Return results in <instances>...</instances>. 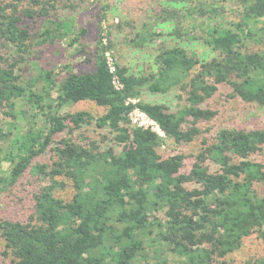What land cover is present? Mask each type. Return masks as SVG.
<instances>
[{
    "label": "trees",
    "instance_id": "obj_1",
    "mask_svg": "<svg viewBox=\"0 0 264 264\" xmlns=\"http://www.w3.org/2000/svg\"><path fill=\"white\" fill-rule=\"evenodd\" d=\"M59 1L0 0V192L17 183L53 136L72 134L84 124L109 130L122 151L61 139L51 162L31 167L50 185L35 194L28 220L0 221L2 257L10 264H170V256L180 264H227L226 257L248 236L258 233L264 240V194L257 187L264 186V129H222L210 141L203 139L187 167L182 154H159L167 141L184 145L199 137V124L216 115L203 104L219 85L230 87V98L264 107V0H181L185 15L167 10L176 23L172 35L188 37L190 29H201L203 44L217 52L210 60L162 45L150 74L134 76L116 63L111 72L106 53L112 45L99 38L91 71L75 73L69 65L56 71L34 62L35 74L21 79L18 59L29 53L32 41L73 47L86 35L69 20L51 16ZM165 13L161 10L156 20L167 18ZM36 20H42L34 26L40 30L32 34L25 22ZM161 36L143 23L128 43L142 49ZM10 48L17 54L12 61L3 54ZM172 89L183 101L175 111L132 102L142 90ZM80 101L106 112L97 118L87 112L61 114ZM134 110L163 136L131 127ZM3 111L10 121L1 118ZM59 178L71 183L70 199L54 196L64 185ZM159 211L164 219L151 220ZM244 264H264V257Z\"/></svg>",
    "mask_w": 264,
    "mask_h": 264
},
{
    "label": "rangeland",
    "instance_id": "obj_2",
    "mask_svg": "<svg viewBox=\"0 0 264 264\" xmlns=\"http://www.w3.org/2000/svg\"><path fill=\"white\" fill-rule=\"evenodd\" d=\"M205 1L211 2V0ZM23 2L25 4L26 1ZM233 6V3L229 5L226 14L229 20L234 18V15L230 13V8H233ZM164 9H166L167 18L163 21H157L156 18L159 16V12ZM167 10L177 12L180 15H185L187 12L181 0H60L51 16L61 21L69 20L77 30H86V35L73 47H67L64 41L44 46L35 45L32 41L30 44L34 46L31 47L29 53L20 57L22 59H18L17 74L21 79L30 78L37 69L33 64L34 62L36 66L41 68H57L56 71H60L64 65L72 67V71L75 73L91 71L94 64L95 46L99 38H102L103 44L110 43L112 45V50L108 55L109 61L112 64L116 63L124 66L127 68L128 73L134 76L146 75L152 72L155 68L153 56L156 54L158 47L162 45L181 47L190 53H194L202 61L217 57V52L204 45L200 39L202 36L201 29H190L188 37L172 35L176 23L168 17ZM41 21H26L25 24L29 25L28 29L32 34H37L40 30ZM143 23L153 25V30L161 33L162 36L155 42L145 44L144 48L136 49L128 42ZM35 24L39 25L34 27ZM182 26L187 29V22H184ZM250 48L257 50L258 45L251 42ZM3 54L6 57L9 55L11 61L17 55L11 48L9 50L4 49ZM88 59H90L89 62H87ZM64 75L65 73L62 72L61 76ZM230 94L231 89L228 85H219L215 95L203 104L204 108L216 112V115L210 121L199 124L202 131L199 137L184 145H176L171 141H167L159 149L160 156L166 158L182 154L186 156L184 163L187 167L191 162L190 156L197 153L202 146L203 139L210 141L222 129H264V107L245 103L238 98H230ZM179 97H181V93L176 89L166 93H150L142 90L137 100L132 102L163 104L170 111H175L183 105V101ZM77 112H87L93 118H97L103 115L106 110L90 101H80L61 110L62 115ZM1 118L5 121L11 120L6 116L5 111H3ZM129 122L131 127L138 126L141 122L138 111L129 114ZM154 130L159 133L156 127ZM112 135L107 129H98L94 123L84 124L80 130L72 134L67 132L56 134L44 154L32 161L31 167L51 162L54 155L52 149L63 138H72L73 141L80 140L83 143L94 142L100 150L112 148L118 154L122 151L123 144L113 141ZM257 161L263 162L262 157L259 156ZM7 166L8 164H3L4 168H7ZM31 167L25 171L16 184L0 192V221L10 220L25 223L34 211L35 194L42 187L50 185L49 180H44L42 176L37 175L36 172L31 170ZM58 180L64 185L55 189L54 196L70 199L73 192L71 183L62 178ZM257 187L259 194L263 195L264 186ZM154 217L162 221L164 214L159 211L152 214L151 220ZM1 251L2 241L0 240V264H10L8 259L2 257ZM262 257H264V240L259 237L258 233H253L242 241L238 251L226 257V262L227 264H244L247 261H254ZM168 258L170 264H180L177 257L170 256Z\"/></svg>",
    "mask_w": 264,
    "mask_h": 264
},
{
    "label": "built area",
    "instance_id": "obj_3",
    "mask_svg": "<svg viewBox=\"0 0 264 264\" xmlns=\"http://www.w3.org/2000/svg\"><path fill=\"white\" fill-rule=\"evenodd\" d=\"M108 55H109V53H106L107 61H108V66H109V68H110V71L113 72V71H114L113 64L109 61ZM113 84H114V86H115L116 88H120V84H119L118 80H116V78H114V80H113ZM134 111H138V110H134ZM134 111H132V112H134ZM138 112H139V111H138ZM139 116H140L141 122L138 124L137 127L144 128V129H150V130H152V131H154V132L157 133V131L154 130V128L156 127V128L158 129V127H157V125H156L153 121L149 120V119H148L143 113H141V112H139ZM158 130H159V129H158ZM159 133H160V134H159ZM159 133H158L159 135H162V136H163V134L160 132V130H159Z\"/></svg>",
    "mask_w": 264,
    "mask_h": 264
}]
</instances>
